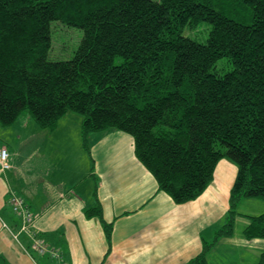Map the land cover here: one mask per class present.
Segmentation results:
<instances>
[{
	"label": "trees",
	"instance_id": "obj_1",
	"mask_svg": "<svg viewBox=\"0 0 264 264\" xmlns=\"http://www.w3.org/2000/svg\"><path fill=\"white\" fill-rule=\"evenodd\" d=\"M53 22L83 32L71 59L50 58ZM201 23L206 42L184 34ZM220 60L231 69L220 73ZM23 112L49 130L80 114L88 153L91 133L130 135L177 204L200 197L228 159L238 172L215 243L239 216L246 239L264 240V213L238 211L264 200V0H0V124ZM86 214L102 220L99 201ZM211 246L186 264H209Z\"/></svg>",
	"mask_w": 264,
	"mask_h": 264
},
{
	"label": "crops",
	"instance_id": "obj_2",
	"mask_svg": "<svg viewBox=\"0 0 264 264\" xmlns=\"http://www.w3.org/2000/svg\"><path fill=\"white\" fill-rule=\"evenodd\" d=\"M70 116L55 130L40 128L26 112L12 126L0 124V147L9 151L11 165L0 170V264H186L207 243L212 244L209 264L258 263L264 240L244 237V216L237 218L232 236L215 243L227 220L238 172L231 161L218 163L200 197L177 204L137 158L133 137L116 129L91 133L88 153L81 126L71 131ZM46 149L67 151L70 159L62 156L61 162L47 165L42 162ZM38 156L41 162L33 163ZM13 195L32 211L30 233L20 232L22 219L13 209ZM98 201L102 220L113 225L110 251L102 220L86 214ZM34 236L59 257L39 253Z\"/></svg>",
	"mask_w": 264,
	"mask_h": 264
},
{
	"label": "rangeland",
	"instance_id": "obj_3",
	"mask_svg": "<svg viewBox=\"0 0 264 264\" xmlns=\"http://www.w3.org/2000/svg\"><path fill=\"white\" fill-rule=\"evenodd\" d=\"M209 32H210V26L206 23H201L197 28L193 30H186L184 34L199 42H206ZM82 37H83L82 30L78 28H74V27L72 28L63 23L61 24L59 22H53L52 24V45L53 46L50 52V58L54 60L71 59L74 56L76 50L78 49L80 42L82 40ZM224 61L225 60H220L217 64V67L220 69L219 70L220 73H223L225 70L228 71L231 69V66H224ZM222 68L224 70H222ZM70 115H74L73 116L74 118H71L69 126L72 125L71 131H75L77 128L81 126L83 117L77 113L68 114L66 118L64 119L65 122H68L70 117H72ZM36 137L37 136L34 137V141H37L38 138ZM46 152H47L46 158L42 160V162H46L47 165H50V163L55 164L56 161L61 162L63 159L62 160H59V159L62 156L70 159V155L67 151L61 150L53 154V152L51 151L49 152L48 149H46ZM16 158L23 165V166L21 165L20 167H24L25 164H24V160H22L23 158L22 152H18V157ZM35 162H41V159L39 158V156L33 160V163ZM61 174L62 173L58 174V176ZM55 178H57L56 175H55ZM238 210L246 215L262 214L264 213V200L260 198H250V199L243 200L239 204ZM216 257L220 259L222 257V253L217 254Z\"/></svg>",
	"mask_w": 264,
	"mask_h": 264
},
{
	"label": "built area",
	"instance_id": "obj_4",
	"mask_svg": "<svg viewBox=\"0 0 264 264\" xmlns=\"http://www.w3.org/2000/svg\"><path fill=\"white\" fill-rule=\"evenodd\" d=\"M11 168L10 165V154L6 147H0V170H8ZM11 203L14 211L21 216L22 224L20 226V232L30 233L29 226L31 225L33 214L32 211L27 204V202L19 196L13 195L11 198ZM6 227V225H4ZM34 247L38 250L39 253L45 254L50 253L53 257H59V253L56 249L48 248L43 241L32 237Z\"/></svg>",
	"mask_w": 264,
	"mask_h": 264
}]
</instances>
